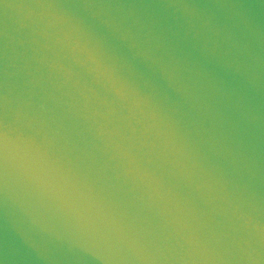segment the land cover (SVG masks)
Listing matches in <instances>:
<instances>
[{"label":"water","instance_id":"95a60500","mask_svg":"<svg viewBox=\"0 0 264 264\" xmlns=\"http://www.w3.org/2000/svg\"><path fill=\"white\" fill-rule=\"evenodd\" d=\"M0 264H264V0H0Z\"/></svg>","mask_w":264,"mask_h":264}]
</instances>
